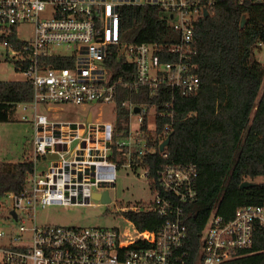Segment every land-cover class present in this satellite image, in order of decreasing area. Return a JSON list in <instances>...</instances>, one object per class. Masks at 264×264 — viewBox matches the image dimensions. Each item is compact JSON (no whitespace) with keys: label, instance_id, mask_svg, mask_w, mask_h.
<instances>
[{"label":"built area","instance_id":"2783aa9c","mask_svg":"<svg viewBox=\"0 0 264 264\" xmlns=\"http://www.w3.org/2000/svg\"><path fill=\"white\" fill-rule=\"evenodd\" d=\"M247 0H239L244 4ZM263 2L264 0H252ZM212 0H0V61L33 85V98L19 103L35 108L32 170L20 192L0 194V264H229L248 253L255 231L264 227V205L239 207L232 218L216 206L199 235L198 257L190 259L185 248L187 202L197 197L199 175L195 163H169L152 179L143 157L157 150L169 137L171 124L156 135L157 115L174 118V95H188L201 88L192 55L196 23L209 11ZM153 5L179 33L172 45L130 43L122 39L120 7ZM209 14V13H208ZM264 41L256 45L261 49ZM65 47L66 51L57 48ZM176 60L164 61L168 55ZM117 55L135 71L115 76L111 57ZM2 58V60H1ZM60 59L69 64L58 65ZM148 88L154 96L163 87L172 90L165 108L131 98L121 101L126 111L125 134H118L119 86ZM54 106L112 105L113 119L90 111L84 121H61L39 112ZM139 108L136 111V108ZM89 115L91 116L89 119ZM141 170L150 199L123 205L113 226L38 224V208L50 205L103 204L114 187L120 168ZM140 174V173H139ZM152 181L155 182L153 187ZM96 194H100L99 197ZM110 195V194H109ZM140 203V204H139ZM155 211L165 219L156 229L140 230L129 212ZM30 223V224H29ZM15 226V227H14ZM16 228V232H15Z\"/></svg>","mask_w":264,"mask_h":264},{"label":"trees","instance_id":"16d2710c","mask_svg":"<svg viewBox=\"0 0 264 264\" xmlns=\"http://www.w3.org/2000/svg\"><path fill=\"white\" fill-rule=\"evenodd\" d=\"M209 14L195 27L192 55L201 88L191 94L175 92L174 118L157 115L156 135L170 123V141L164 157L159 149L143 157L152 179L169 163L196 164L197 197L185 203L184 221L188 227L185 248L190 259L198 257L199 235L214 208L227 219L235 211L251 204L264 205V65L253 58L258 42L264 41V3L247 0H212ZM121 34L130 43L152 42L172 45L179 33L153 5H124L120 7ZM246 20L242 25V18ZM177 55L164 57L176 60ZM115 76L126 78L135 68L117 55L111 57ZM58 65L69 64L60 59ZM172 97V90L163 87L150 96L147 87L131 89L123 84L115 100L119 109L116 137L125 134L126 111L121 101L131 98L137 104L156 105L161 111ZM33 98V85L27 79L0 80V122L10 121L19 103ZM32 170L28 159L0 161V194L20 192ZM244 181L252 182L241 187ZM153 187L155 182L152 181ZM140 230L156 229L164 217L155 211L129 212ZM248 253L229 264H264V227L255 231L253 246Z\"/></svg>","mask_w":264,"mask_h":264},{"label":"rangeland","instance_id":"374dc122","mask_svg":"<svg viewBox=\"0 0 264 264\" xmlns=\"http://www.w3.org/2000/svg\"><path fill=\"white\" fill-rule=\"evenodd\" d=\"M57 49L60 52L67 50L65 47ZM253 58L264 65V46L259 50L255 48ZM24 78V74L16 71L12 62L0 61V80L10 81ZM46 106V104H40L39 112L61 121H84L90 111L96 115V111L101 110L104 112V119L114 118L110 104L96 105L92 108L80 105H56L52 111H48ZM34 112L33 106L25 110L22 105H18L10 121L0 122V161H20L30 156L35 128L32 120L26 121L23 116L27 115L29 119H33ZM254 180L264 182V176H257ZM109 194L112 198L109 204L94 200L95 205L54 204L46 208H38L35 215L36 221L38 224L65 226H113L122 222V218L118 216L121 206L138 203L141 199L151 197L141 170L133 172L124 167L118 170L116 184L110 188ZM0 214L5 215L6 213L0 210Z\"/></svg>","mask_w":264,"mask_h":264},{"label":"water","instance_id":"95a60500","mask_svg":"<svg viewBox=\"0 0 264 264\" xmlns=\"http://www.w3.org/2000/svg\"><path fill=\"white\" fill-rule=\"evenodd\" d=\"M204 13H205V16H206V15H208L209 12H208L207 10H205ZM245 20H246V18L243 17V18H242V22H241L242 25L244 24ZM138 110H139V108L137 107V108H136V111H138ZM90 117H91V116L89 115V119H90ZM169 141H170V138L168 137V138H167V139L161 144V149H163L164 146H165L166 144L169 143ZM250 184H252V182L244 181V182L241 184V187L248 186V185H250ZM96 196L99 197L100 194H96ZM110 200H111V198H110L109 192L106 191V192L104 193V196H103V201H105V202H109Z\"/></svg>","mask_w":264,"mask_h":264},{"label":"crops","instance_id":"0c3cea01","mask_svg":"<svg viewBox=\"0 0 264 264\" xmlns=\"http://www.w3.org/2000/svg\"><path fill=\"white\" fill-rule=\"evenodd\" d=\"M9 162H16V161H9Z\"/></svg>","mask_w":264,"mask_h":264},{"label":"bare ground","instance_id":"6f19581e","mask_svg":"<svg viewBox=\"0 0 264 264\" xmlns=\"http://www.w3.org/2000/svg\"><path fill=\"white\" fill-rule=\"evenodd\" d=\"M35 113V112H34ZM157 178V177H156ZM153 184V183H152Z\"/></svg>","mask_w":264,"mask_h":264}]
</instances>
